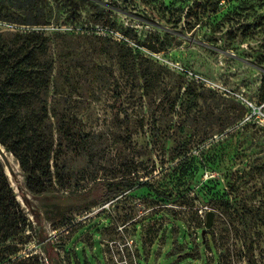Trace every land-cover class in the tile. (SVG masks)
Here are the masks:
<instances>
[{
	"label": "rangeland",
	"instance_id": "1",
	"mask_svg": "<svg viewBox=\"0 0 264 264\" xmlns=\"http://www.w3.org/2000/svg\"><path fill=\"white\" fill-rule=\"evenodd\" d=\"M192 1L0 0V30L49 37L53 103L87 139L39 195L12 156L27 225L0 264H264V121L235 96L264 113V0ZM125 178L144 184L101 200Z\"/></svg>",
	"mask_w": 264,
	"mask_h": 264
},
{
	"label": "trees",
	"instance_id": "2",
	"mask_svg": "<svg viewBox=\"0 0 264 264\" xmlns=\"http://www.w3.org/2000/svg\"><path fill=\"white\" fill-rule=\"evenodd\" d=\"M199 1H192L187 6L185 16H195L192 11L201 7ZM48 42L49 37L42 30H0V144L26 174V186L33 195L47 192L53 175L60 176L62 167L58 158L64 140L74 143L79 137L77 143L87 146L85 134L71 133L69 122L53 103L60 93L52 76L55 63ZM260 84V101H263L264 73ZM114 90L118 101L119 93L117 88ZM152 128L157 137L154 123ZM138 186L127 178L118 184L108 183L101 200L111 201L125 190ZM26 220L0 159V242L22 232ZM246 264H256L252 255L246 257Z\"/></svg>",
	"mask_w": 264,
	"mask_h": 264
},
{
	"label": "built area",
	"instance_id": "3",
	"mask_svg": "<svg viewBox=\"0 0 264 264\" xmlns=\"http://www.w3.org/2000/svg\"><path fill=\"white\" fill-rule=\"evenodd\" d=\"M32 30H40V28L32 29ZM244 90L241 92L235 93L236 100L240 101L245 108L247 109L246 114L243 118L244 121H250L251 118L259 119L261 122L264 121V113L262 111V106H259L257 102L252 101L244 96Z\"/></svg>",
	"mask_w": 264,
	"mask_h": 264
},
{
	"label": "water",
	"instance_id": "4",
	"mask_svg": "<svg viewBox=\"0 0 264 264\" xmlns=\"http://www.w3.org/2000/svg\"><path fill=\"white\" fill-rule=\"evenodd\" d=\"M12 154L8 152L1 144H0V159L4 165L5 170L7 169L8 173L7 175L11 176L13 179H16V171L14 167L11 165L8 156ZM213 212L208 211L206 214V223L205 226L209 227L211 225V220H212ZM203 234V231H202Z\"/></svg>",
	"mask_w": 264,
	"mask_h": 264
},
{
	"label": "bare ground",
	"instance_id": "5",
	"mask_svg": "<svg viewBox=\"0 0 264 264\" xmlns=\"http://www.w3.org/2000/svg\"><path fill=\"white\" fill-rule=\"evenodd\" d=\"M8 159H9L11 165L14 167V169H16V167L14 166V163L12 162L13 157H12L11 155H9V156H8ZM5 171H6V173H8L7 169H6Z\"/></svg>",
	"mask_w": 264,
	"mask_h": 264
}]
</instances>
